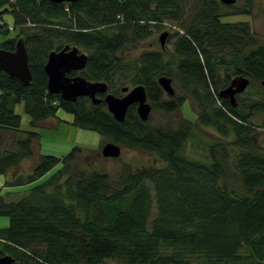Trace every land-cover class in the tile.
<instances>
[{"label": "trees", "instance_id": "trees-1", "mask_svg": "<svg viewBox=\"0 0 264 264\" xmlns=\"http://www.w3.org/2000/svg\"><path fill=\"white\" fill-rule=\"evenodd\" d=\"M252 7V0L244 6L221 0H0V18L11 14L18 30L0 49L14 50L22 37L32 73L23 84L0 72V134H15L14 147L0 149V175L34 156L38 133L20 129L15 106L21 102L33 126L58 118L63 108L75 126L96 131L104 143L149 152L160 162L124 164L113 178L82 158L79 146L62 158L40 155L31 172H17L0 187V216L9 218L0 227V255L18 264H264V147L258 141L262 123L253 121L264 116V42L246 21H221ZM9 27L0 22V32L9 34ZM164 28L172 50H144L134 62L122 56ZM66 44L88 55L86 67L69 75L105 81L116 95L126 81L142 84L165 113L178 110L187 93L196 121L153 126L132 104L119 122L104 101H67L50 93L44 65L50 51ZM162 74L185 93L165 99ZM237 75L250 79L251 90L237 94L233 106L219 91ZM196 127L212 128L218 138L193 145L192 155L187 146ZM58 165L20 200L5 199L7 188L31 185Z\"/></svg>", "mask_w": 264, "mask_h": 264}, {"label": "rangeland", "instance_id": "rangeland-1", "mask_svg": "<svg viewBox=\"0 0 264 264\" xmlns=\"http://www.w3.org/2000/svg\"><path fill=\"white\" fill-rule=\"evenodd\" d=\"M253 7L250 13L236 14V15H227L221 17L222 22L232 23V22H241L246 21L249 23L252 31L256 36L264 42V0H252ZM236 6H244L245 0H235L233 3ZM2 9H0L1 11ZM0 22L7 23L10 25L9 34H4L0 32V42L14 37L18 34V30L14 28V18L9 13H3L2 19ZM167 29H162L154 33L149 39L142 41L136 45H131L126 47L122 56L126 58L128 62H134L136 58L144 51L151 49H161L159 36L163 31ZM166 45L172 50V44L166 42ZM122 80V79H121ZM120 80L115 82V86H120ZM124 85H129V81H126ZM260 83L256 85V88L260 87ZM176 93L181 95L185 92H182L176 84H174ZM250 87L247 88L244 96ZM251 90V89H250ZM185 95L188 97L185 103L173 113H165L160 110L152 111L151 124L153 126H161L168 124L169 126L176 127L178 122L182 119H188L191 122L196 121V107L195 103L187 93ZM15 113L20 115L21 123L20 129L23 131L33 130L38 133L37 138L34 140L32 145L34 156L32 158L24 159L21 164L14 170V174L0 175V187H4L5 181L13 178L15 174L31 172L33 169L34 162L39 159L40 155H51L58 158L66 156L74 146H79L83 150L82 158L89 161H93L98 165L104 167V169L111 175L113 178L116 177V173L121 170L124 164H131L133 167H148L149 165L160 164L154 154L149 152H144L140 150H132L122 147V154L119 158H106L102 155L101 150L105 145V139L100 136L96 131L83 129L77 127L73 124V114L67 112L63 108H58L57 117L58 118H49L45 121L40 122L37 126L31 124V117L25 111V104L21 102L15 106ZM253 121L256 123H262V132L259 134L258 141L259 144L264 147V116L262 118L255 117ZM217 135V136H216ZM212 128L205 127H196L194 134L191 136L189 141L188 151L190 154L195 155V149L192 148L193 145H202L205 141H210L218 138V134ZM15 134L6 133L0 134V149L13 148L11 145L10 139L14 137ZM232 153V148H229ZM192 151V152H191ZM61 165H58L50 172H48L42 179L34 182L31 185L24 186H13L7 188L9 189L8 194L5 196L7 201H17L20 200L23 196L28 194L30 188L49 178ZM18 172V173H17ZM9 224V218L7 216H0V227L7 226ZM102 264H120L116 260H105Z\"/></svg>", "mask_w": 264, "mask_h": 264}, {"label": "water", "instance_id": "water-1", "mask_svg": "<svg viewBox=\"0 0 264 264\" xmlns=\"http://www.w3.org/2000/svg\"><path fill=\"white\" fill-rule=\"evenodd\" d=\"M56 3L75 2L78 0H49ZM226 4H233L235 0H221ZM169 35L163 31L159 38L162 47L166 44ZM88 55L78 46L66 44L60 49H53L49 52L44 69L48 75L47 87L52 94H58L67 101H76L79 97H88L92 104H99L104 101L108 111L116 121L122 122L126 117L130 105H137V113L142 121H148L151 104L147 102L145 86L138 84L124 86L121 88L124 96H117L109 91L105 81H91L81 74L69 75L72 71H82L87 65ZM0 72H5L9 77L29 84L32 81V73L29 67V56L25 41L19 37L15 43V49H0ZM158 82L169 94L173 95L175 89L172 79L161 76ZM250 84V79L244 75L233 77L230 83L219 91L221 98L228 99L233 106L237 105V94L242 93ZM105 94L103 98L99 94ZM101 153L104 157L118 158L122 154V147L113 142H107L102 147ZM15 258L10 254L0 256V264H13Z\"/></svg>", "mask_w": 264, "mask_h": 264}, {"label": "flooded vegetation", "instance_id": "flooded-vegetation-1", "mask_svg": "<svg viewBox=\"0 0 264 264\" xmlns=\"http://www.w3.org/2000/svg\"><path fill=\"white\" fill-rule=\"evenodd\" d=\"M171 32L169 31V34H170ZM169 36V35H168ZM167 39H168V37H167ZM167 39H166V41H167ZM159 40H160V38H159ZM160 45H161V41H160ZM165 46H166V44H165ZM165 46L164 47H162V45H161V48L162 49H164L165 48ZM72 72H75V71H72ZM71 72V73H72ZM77 72H79V71H77ZM76 75V74H75ZM161 76H167V77H169V78H171L172 79V85H173V87H174V84H175V82H174V79H173V77H171V76H169V75H167V74H162V75H160L159 77H161ZM159 79V78H158ZM158 84H159V86L162 88V90L164 91V93H163V97L165 98V99H168V98H170V97H172V96H174L175 94L176 95H178L177 93H176V89H175V87H174V89H175V93L173 94V95H171V94H169L167 91H165V89L161 86V84L158 82ZM125 86H129V85H125ZM133 86V85H132ZM132 86H129L130 88L132 87ZM124 87V86H123ZM122 88V87H121ZM146 89V88H145ZM108 92H111V91H108ZM126 93L125 92H122L121 90H120V94L119 95H117V96H124ZM146 94H147V91H146ZM99 95H103V97L105 96V94L103 93V94H99ZM98 95V96H99ZM116 95V94H115ZM178 96H180V95H178ZM188 97L186 96V99H187ZM224 99H226V98H224ZM228 100V99H227ZM186 101V100H185ZM147 102H149L150 104H151V112H150V116H149V119L148 120H150V117L152 118V111L153 110H157V109H155V107L153 106V104L151 103V101L149 100V98H148V96H147ZM185 103V102H184ZM183 103V104H184ZM136 105V104H135ZM136 107H137V105H136ZM181 108V107H180ZM136 111H137V108H136ZM3 255H5V254H2V255H0V256H3ZM18 263H20L19 261H17L16 259H15V262L13 263V264H18Z\"/></svg>", "mask_w": 264, "mask_h": 264}, {"label": "crops", "instance_id": "crops-1", "mask_svg": "<svg viewBox=\"0 0 264 264\" xmlns=\"http://www.w3.org/2000/svg\"><path fill=\"white\" fill-rule=\"evenodd\" d=\"M13 172H14V170L13 171H10L9 174H12Z\"/></svg>", "mask_w": 264, "mask_h": 264}]
</instances>
